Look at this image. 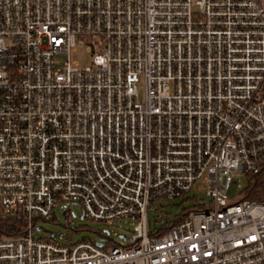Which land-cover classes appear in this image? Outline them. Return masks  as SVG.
I'll use <instances>...</instances> for the list:
<instances>
[{
	"label": "built area",
	"instance_id": "2783aa9c",
	"mask_svg": "<svg viewBox=\"0 0 264 264\" xmlns=\"http://www.w3.org/2000/svg\"><path fill=\"white\" fill-rule=\"evenodd\" d=\"M263 164L264 0H0V211L28 221L0 264H264V201L236 181ZM198 183L211 201L152 235ZM68 203L136 224L37 237Z\"/></svg>",
	"mask_w": 264,
	"mask_h": 264
},
{
	"label": "rangeland",
	"instance_id": "374dc122",
	"mask_svg": "<svg viewBox=\"0 0 264 264\" xmlns=\"http://www.w3.org/2000/svg\"><path fill=\"white\" fill-rule=\"evenodd\" d=\"M68 57L66 55L58 56L56 61L58 68L62 67ZM72 60L79 62L81 66H84L89 60L90 56L86 51L79 50L72 55ZM144 83L139 84L140 100L144 98ZM236 181H238L244 188L247 186L246 176L236 175ZM196 199H201L209 203L211 199L205 195V192L201 190V183H198L193 192L185 199L168 200L162 202H156L148 212V223L150 227L154 229H161L165 224V220L170 217L181 215L183 210L194 206L193 202ZM67 207L66 216H64V208ZM83 209L80 206L73 205L72 203L62 204L56 210V216L49 222L38 221L37 227H41L47 234L43 232H36L37 237L47 236L48 234L56 235L55 239L58 242H64L70 240L71 243L81 241L82 239H89L97 241L99 239V233L110 232V239L115 243H120L118 235L120 233H128L133 231L136 222L130 220L125 226V230H121L118 226L109 227L102 223L91 222L89 220H82Z\"/></svg>",
	"mask_w": 264,
	"mask_h": 264
},
{
	"label": "trees",
	"instance_id": "16d2710c",
	"mask_svg": "<svg viewBox=\"0 0 264 264\" xmlns=\"http://www.w3.org/2000/svg\"><path fill=\"white\" fill-rule=\"evenodd\" d=\"M247 186L243 189L241 195L243 200L253 202L264 201V164L262 165L261 171L258 174L247 175ZM195 206H191L183 210L181 215L175 216L172 220L167 218L166 224L161 229L151 228V234L155 235L158 233L159 236L167 234L170 228L179 223L184 219L190 212L197 210ZM28 228L27 219L21 215H6L0 211V240L3 238L19 237L23 235ZM101 236L106 237L104 234ZM113 242V241H112ZM111 242V243H112Z\"/></svg>",
	"mask_w": 264,
	"mask_h": 264
},
{
	"label": "water",
	"instance_id": "95a60500",
	"mask_svg": "<svg viewBox=\"0 0 264 264\" xmlns=\"http://www.w3.org/2000/svg\"><path fill=\"white\" fill-rule=\"evenodd\" d=\"M64 216H65V214H64ZM43 231H44V230H43ZM44 232H46V231H44ZM107 234H108V233H107ZM119 238H120L123 242L126 241V235H124V234L119 235ZM99 246H102V245H99Z\"/></svg>",
	"mask_w": 264,
	"mask_h": 264
}]
</instances>
